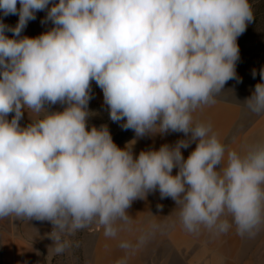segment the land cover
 <instances>
[{
    "label": "clouds",
    "instance_id": "obj_1",
    "mask_svg": "<svg viewBox=\"0 0 264 264\" xmlns=\"http://www.w3.org/2000/svg\"><path fill=\"white\" fill-rule=\"evenodd\" d=\"M17 2L0 0L4 16L19 15L14 27L0 20V219L51 222L59 253V233L98 219L111 235L134 200L158 189L175 201L188 232L224 233L234 224L239 235H255L264 224V143L241 154L211 123L193 118L238 79L237 38L254 19L249 0ZM46 9L54 27L21 36ZM259 74L264 81V68ZM92 81L110 119L137 137L182 132L187 139L134 156L106 125L89 130ZM244 102L264 113V82ZM57 103L63 111L44 108ZM24 110L46 115L22 127ZM192 142L185 159L181 149Z\"/></svg>",
    "mask_w": 264,
    "mask_h": 264
},
{
    "label": "crops",
    "instance_id": "obj_2",
    "mask_svg": "<svg viewBox=\"0 0 264 264\" xmlns=\"http://www.w3.org/2000/svg\"><path fill=\"white\" fill-rule=\"evenodd\" d=\"M58 3L51 0L49 8ZM21 36L37 37L54 27L46 20L47 9L36 12ZM91 101L100 106L104 103L103 91L91 82ZM215 103L202 105L193 112L196 121L211 123L213 130L226 147L243 154L257 143H264V114L253 115L243 105L221 98ZM64 104H45L48 112L63 111ZM46 113L24 110L20 120L26 127L31 120L43 118ZM14 116V113H12ZM190 135V134H189ZM187 139L182 132L136 134L126 140L120 148L128 145L133 155L141 151L158 150L162 145H175ZM196 142L182 148L185 159L195 149ZM178 169H173V175ZM170 197L161 198L159 190L138 198L126 209L127 219H117L113 234H105V226L98 221L93 236L82 245L80 264H264V224L254 236H241L236 227L224 233L201 228L198 233L186 231L179 218V208ZM231 222V217H228ZM53 225L49 221L28 220L9 216L0 219V264H57V253L50 233Z\"/></svg>",
    "mask_w": 264,
    "mask_h": 264
},
{
    "label": "rangeland",
    "instance_id": "obj_3",
    "mask_svg": "<svg viewBox=\"0 0 264 264\" xmlns=\"http://www.w3.org/2000/svg\"><path fill=\"white\" fill-rule=\"evenodd\" d=\"M249 2L252 6L254 19L248 23L246 31L237 38L240 50L239 60L236 63L238 79L229 80L225 84L224 89L214 97L237 102L246 107L253 115H258L253 113L244 101L252 95L257 83L264 82L261 80L259 74L260 70L264 68V0H249ZM17 7H19V0L17 2ZM0 20H2L4 24L14 27L19 20V15L4 16L2 10H0ZM5 34L10 38L13 36L10 31ZM253 70L256 71L255 77L252 75ZM87 108L90 112L87 121L89 130L92 126L99 128L106 125L114 143L118 147H121L126 140L135 134L132 129L126 130L121 126L124 121L113 122L110 119L108 106H100L89 101ZM11 118L12 113L8 116L9 120H11ZM97 221L98 219H94L79 229L74 231L65 230L59 233L60 242L63 243L65 247L62 253L55 259L57 264L81 263L82 245L94 238V227Z\"/></svg>",
    "mask_w": 264,
    "mask_h": 264
}]
</instances>
